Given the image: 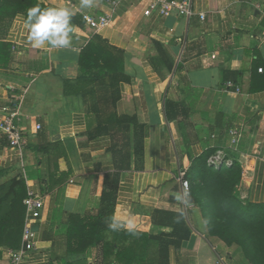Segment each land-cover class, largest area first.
Returning <instances> with one entry per match:
<instances>
[{
    "label": "crops",
    "instance_id": "1",
    "mask_svg": "<svg viewBox=\"0 0 264 264\" xmlns=\"http://www.w3.org/2000/svg\"><path fill=\"white\" fill-rule=\"evenodd\" d=\"M13 1L0 9V119L3 107L17 110L14 125L26 145L16 152L0 130V189L21 180L44 197L35 249L22 264H50L62 252L60 210L84 222L97 217L100 197L126 155L129 167L120 171L108 220L113 229L165 231L174 240L180 228L173 226L184 223L190 235L170 243L168 264H251L240 247L208 235L200 207L182 194L177 177L184 171L189 181L205 153L208 165L236 160L240 200L264 202V0H192L190 17L146 16L150 0H94L83 10L80 0ZM34 5L72 10L70 49L27 41L19 18ZM83 13L106 14L109 24L93 31ZM94 34L122 53L126 78L101 85L80 72V51ZM227 82L234 86L227 89ZM113 115L139 127L126 120L110 128ZM231 127L241 130L236 147L228 143ZM6 205L9 200L0 216ZM79 223L69 236L86 230ZM11 249L0 247V264H11ZM96 252L81 259L90 264Z\"/></svg>",
    "mask_w": 264,
    "mask_h": 264
},
{
    "label": "trees",
    "instance_id": "2",
    "mask_svg": "<svg viewBox=\"0 0 264 264\" xmlns=\"http://www.w3.org/2000/svg\"><path fill=\"white\" fill-rule=\"evenodd\" d=\"M17 1V0H16ZM0 9L15 6L13 0H0ZM24 4V0H19ZM121 52L108 46L106 40L93 35L79 54L80 72L88 74L89 78L99 81L101 85L113 84L122 75ZM105 71L107 76L102 75ZM96 72V73H95ZM133 118L110 116L107 123L111 126ZM134 153L141 150L140 134L134 132ZM210 153L203 154L198 159L189 176L190 200L197 203L206 220L208 235L217 236L227 245H237L251 264H264V202L242 203L238 196V184L242 176L240 164L234 160L226 165H208ZM130 155L120 158L118 171L113 174V180L107 191H103L100 201L104 204L97 217L88 222L79 221L80 215L60 210L58 225L63 226L64 243L61 253H53L50 264H89L85 257L91 249H97L95 264H168L170 243L180 244L190 235L184 223H176L173 228H180L176 238L172 233L140 232L134 229L116 230L109 224V218L114 207V199L118 187L120 171L128 168ZM191 180V182H190ZM2 190V191H1ZM27 190L23 181H16L8 191L0 189V208L5 200L4 214L0 216V247L17 248L21 243L25 208L23 199ZM65 215V218H61ZM80 222V223H79ZM79 223L86 230L81 234L69 236L75 230L72 225ZM177 232L176 230H173ZM172 231V232H173ZM169 236V237H168Z\"/></svg>",
    "mask_w": 264,
    "mask_h": 264
},
{
    "label": "built area",
    "instance_id": "3",
    "mask_svg": "<svg viewBox=\"0 0 264 264\" xmlns=\"http://www.w3.org/2000/svg\"><path fill=\"white\" fill-rule=\"evenodd\" d=\"M152 12H156L162 17H168L171 15L190 17L193 14L192 0H150L148 7L143 13L148 16ZM82 16L85 23L93 31L105 27L110 21L109 16L106 14L93 17L89 14L83 13ZM200 17L203 18V14H200ZM258 70L261 72L262 68H259ZM233 86L234 85L231 82L225 84L227 89ZM2 110L7 113L0 119V130L5 134L9 146L19 153L26 145V139L14 125V121L19 119V112L17 110H10L7 107H3ZM36 129H40L39 124L36 125ZM227 133L230 147H236L241 137V130L231 127L228 129ZM177 179L180 182L182 194L184 196L188 195L190 183L185 176V172L180 171ZM23 205L25 208V215L21 243L19 247L8 251L11 264H22L29 256L30 252L35 249V242L32 240V236L35 232L32 227L37 225V220L40 218V211L44 205V197L32 189H27L26 197L23 199ZM90 264H94L93 260ZM217 264H222L221 259H217Z\"/></svg>",
    "mask_w": 264,
    "mask_h": 264
},
{
    "label": "clouds",
    "instance_id": "4",
    "mask_svg": "<svg viewBox=\"0 0 264 264\" xmlns=\"http://www.w3.org/2000/svg\"><path fill=\"white\" fill-rule=\"evenodd\" d=\"M94 6V0H80V8ZM73 12L66 6L41 8L34 5L21 14L20 21L27 30L26 39L35 47L70 49L72 47ZM116 227V224L112 225Z\"/></svg>",
    "mask_w": 264,
    "mask_h": 264
},
{
    "label": "water",
    "instance_id": "5",
    "mask_svg": "<svg viewBox=\"0 0 264 264\" xmlns=\"http://www.w3.org/2000/svg\"><path fill=\"white\" fill-rule=\"evenodd\" d=\"M32 229H33L34 232H36V231L38 230V226H37V225H34V226L32 227Z\"/></svg>",
    "mask_w": 264,
    "mask_h": 264
}]
</instances>
